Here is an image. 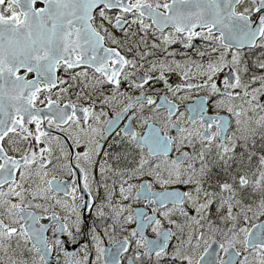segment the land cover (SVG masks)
<instances>
[{"label":"snow or ice","instance_id":"1","mask_svg":"<svg viewBox=\"0 0 264 264\" xmlns=\"http://www.w3.org/2000/svg\"><path fill=\"white\" fill-rule=\"evenodd\" d=\"M0 264H264V0H0Z\"/></svg>","mask_w":264,"mask_h":264}]
</instances>
